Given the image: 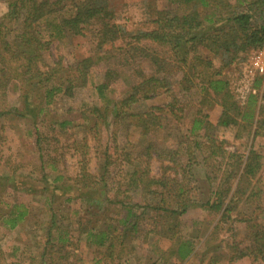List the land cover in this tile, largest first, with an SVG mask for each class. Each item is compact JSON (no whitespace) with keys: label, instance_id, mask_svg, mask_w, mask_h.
Here are the masks:
<instances>
[{"label":"trees","instance_id":"1","mask_svg":"<svg viewBox=\"0 0 264 264\" xmlns=\"http://www.w3.org/2000/svg\"><path fill=\"white\" fill-rule=\"evenodd\" d=\"M0 1L5 4L0 118L27 122L25 135L36 151L28 174L7 166L10 174L2 179L12 192L42 199L47 210L43 223L33 222L44 231L39 264H59L66 253L55 254L70 246L72 232L81 246L95 248L99 259L93 264H125L134 254L141 223H148L146 234L156 247L155 258L146 264H182L192 258L198 264L244 259L264 264V226L253 222L264 216L257 182L264 158L253 145L243 152L229 150L215 134L234 129L236 141L245 134L251 142L264 139L262 78L253 83L256 93L239 103L222 75L231 63L264 48V0H169L184 10L156 11L145 27L133 30L118 22L112 0ZM63 37L90 42L93 53L65 61L51 49ZM119 70L125 73L124 87ZM196 86L220 110L215 124L200 110L185 121L183 99ZM80 89L92 90L95 100L58 117L55 101L74 100ZM12 92L14 104L5 107ZM168 126L178 131L162 148L151 136ZM76 128L83 129L80 140L73 137ZM131 129L138 130L143 145L130 141ZM57 134L70 139L65 148ZM65 151L73 159V175L65 171ZM62 203L66 207L59 209ZM5 208L3 229L32 222L29 204L14 201ZM191 208L204 211L205 221L193 223L183 235L179 219ZM207 222L211 230L203 228ZM234 223L247 225L243 239L197 252L205 236L233 232Z\"/></svg>","mask_w":264,"mask_h":264},{"label":"rangeland","instance_id":"2","mask_svg":"<svg viewBox=\"0 0 264 264\" xmlns=\"http://www.w3.org/2000/svg\"><path fill=\"white\" fill-rule=\"evenodd\" d=\"M178 2L171 3L169 0H112L111 6L114 9L118 22L122 23L126 29L133 30L139 29L146 26L147 22L151 21V18L155 14L156 11L159 10H170L174 12H181L184 10V7L181 3ZM5 12V4L0 1V16ZM58 38V37H57ZM51 49L53 51L59 52L63 55L65 61L71 62L76 59H81L83 57L89 56L93 53V47L90 42L83 40L81 38H71V37H63L59 38L55 41L54 45H51ZM52 51V52H53ZM248 53L240 60H237L229 67L222 71V75L226 78L228 82V90L234 100L237 99L238 91L243 79V70L246 63ZM140 66L143 68H147V64L145 62H140ZM219 62L214 61L213 67L218 68ZM110 67H113L110 64ZM121 74L122 82H119L121 87H124L127 84L124 71L119 70ZM262 78L261 89L264 87V76ZM235 84V86H234ZM260 89V93H261ZM15 96L12 93L8 96V102L6 100V105L14 104ZM95 100V93L90 89H80L76 92V96L74 100L64 99L55 101L54 110L58 117H61L64 114V111L67 108H72L73 110H79L84 105L93 102ZM183 102L187 105V111L185 113V121L189 122L192 117L195 115L197 110L203 115H207L208 119L211 123L215 124L216 119L219 117L220 110L218 109L216 103L213 101L211 96L205 95L200 91L198 86L194 87L191 91H189L183 99ZM144 106L141 107L144 108ZM65 115V114H64ZM172 125V124H171ZM3 127V131L0 132V137H2V141L0 142V215L2 212L6 210L5 204L14 203V201L22 202L23 204L28 205L31 211V221H28L22 227L7 231L3 229L0 225V264H12L13 262L26 264H39L37 255L43 248L44 243V231L43 227H37L33 224L34 221L37 223L46 220L47 214L45 209H43L42 199L37 198L35 196H23L19 195V193L12 192L9 188H7L6 182L3 181L2 178H7V174H10L7 171L8 168H12L17 171L18 175L28 174L29 173V163L34 162L36 159V151L33 146V140L28 138L25 135L26 129H28V124L25 121H20L18 119L6 117L0 118V128ZM171 128H166L159 135L153 134L151 136L152 141L156 144H159L162 148H167L172 139L174 138L175 128L174 126H170ZM131 137L130 141L139 142L140 145H143L146 141L142 139L139 135L138 130L131 129ZM234 129L227 130H217L215 131L216 136L219 139H222L226 143V147L229 150L237 149L239 152H243L253 145V148L256 152L260 153L264 158V139H256L254 142H251V136L245 134L242 139L236 141L234 139ZM73 137L77 140H80L83 136V129L76 128L73 130ZM170 135V136H168ZM59 146L64 144V148L66 145L70 143V139L62 137L57 134ZM57 143V146H58ZM55 146H50V150H52ZM63 148V150H64ZM66 152V151H65ZM65 163L64 168L66 167V173L73 175L75 165L73 159L70 158V152H66L65 154ZM95 161V160H94ZM15 166V167H14ZM157 163L152 165V173L157 174L158 168ZM95 165H90V170L95 171ZM34 177V175H33ZM202 175L198 177V182L201 180ZM259 187L262 190V207L264 209V163L263 168L259 173V177L257 179ZM200 196L201 198L203 197ZM59 209L66 207V204L62 203L59 206ZM242 211L246 212L244 207L242 206ZM66 212L65 214H68ZM112 213H109V216ZM108 216V217H109ZM206 213L198 208H191L188 212L180 217V233L183 235L189 234L193 229V223L202 224L205 221ZM67 220L64 222L66 223ZM257 225L264 226V216L259 217L256 221ZM148 223H141L139 227V231L141 235L136 238L135 250L133 256L127 258L125 264H146L155 258L153 254L155 245L152 246L153 241L150 240V236L146 234L149 229L147 225ZM66 225V224H65ZM255 225V224H254ZM210 222H207L203 228H208L211 230ZM247 226L244 223H234L232 224L233 232H227L226 230H222L219 234L214 233L208 238L202 239V242H199L196 246V250L198 252L204 250L206 247L210 248H223L225 243L230 239L241 240L246 234ZM69 227V226H68ZM73 239L70 246L62 247L55 256H62L64 253V258H61L59 264H93V261L99 259V255L97 254L95 248L81 246L79 240H77V235L72 232ZM145 237V239H144ZM145 240V242H143ZM60 247V246H59ZM59 249L56 246V250ZM198 258H192L190 260H186L182 264H198ZM236 264H250V262L246 259L236 263Z\"/></svg>","mask_w":264,"mask_h":264},{"label":"built area","instance_id":"3","mask_svg":"<svg viewBox=\"0 0 264 264\" xmlns=\"http://www.w3.org/2000/svg\"><path fill=\"white\" fill-rule=\"evenodd\" d=\"M261 76H264V48L250 51L247 55L243 70V79L241 84L238 83L240 89H237L238 96L236 100L239 103H243L248 95L256 93V90L253 88V83L257 77Z\"/></svg>","mask_w":264,"mask_h":264},{"label":"crops","instance_id":"4","mask_svg":"<svg viewBox=\"0 0 264 264\" xmlns=\"http://www.w3.org/2000/svg\"><path fill=\"white\" fill-rule=\"evenodd\" d=\"M261 77H263V76H261Z\"/></svg>","mask_w":264,"mask_h":264}]
</instances>
